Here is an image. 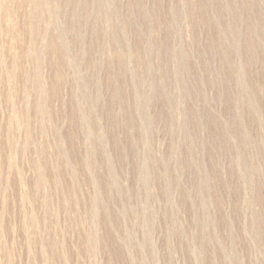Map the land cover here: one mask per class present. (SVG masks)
<instances>
[{
    "label": "rangeland",
    "instance_id": "374dc122",
    "mask_svg": "<svg viewBox=\"0 0 264 264\" xmlns=\"http://www.w3.org/2000/svg\"><path fill=\"white\" fill-rule=\"evenodd\" d=\"M0 264H264V0H0Z\"/></svg>",
    "mask_w": 264,
    "mask_h": 264
}]
</instances>
